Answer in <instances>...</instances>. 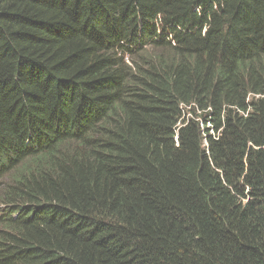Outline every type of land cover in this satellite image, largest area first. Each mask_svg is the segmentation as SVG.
<instances>
[{
  "label": "trees",
  "instance_id": "obj_1",
  "mask_svg": "<svg viewBox=\"0 0 264 264\" xmlns=\"http://www.w3.org/2000/svg\"><path fill=\"white\" fill-rule=\"evenodd\" d=\"M0 264H264V0H0Z\"/></svg>",
  "mask_w": 264,
  "mask_h": 264
}]
</instances>
